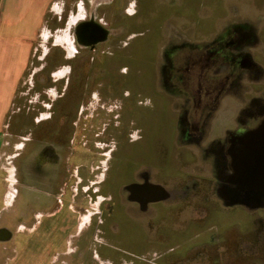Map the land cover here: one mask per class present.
I'll return each instance as SVG.
<instances>
[{
	"label": "rangeland",
	"instance_id": "rangeland-1",
	"mask_svg": "<svg viewBox=\"0 0 264 264\" xmlns=\"http://www.w3.org/2000/svg\"><path fill=\"white\" fill-rule=\"evenodd\" d=\"M50 1L6 128L3 162L15 177L6 197L0 189V264H175L157 255L189 241L205 244L192 253L204 261L176 264H264V204L244 208L264 200L263 189L251 192L262 182L223 180L230 174L218 142L245 105L259 107L264 87L245 79L244 97L224 98L206 128L190 105L202 106L198 77L179 70L233 20L255 27L264 64V0ZM81 1L79 18L89 19L72 23ZM44 148L55 151L49 179ZM141 170L162 188L158 198L176 191L174 210L132 211L125 188Z\"/></svg>",
	"mask_w": 264,
	"mask_h": 264
},
{
	"label": "flooded vegetation",
	"instance_id": "flooded-vegetation-1",
	"mask_svg": "<svg viewBox=\"0 0 264 264\" xmlns=\"http://www.w3.org/2000/svg\"><path fill=\"white\" fill-rule=\"evenodd\" d=\"M117 2H121L123 5L125 4V0H117ZM150 2L151 0H142V2L140 1L138 4L151 6L152 4H150ZM129 5L131 6L128 2L125 7H128ZM136 5L137 4L135 3L134 6ZM77 6L80 10V5ZM130 9L125 11L126 14L135 15L138 12L136 10L134 12L130 11ZM89 16L90 15H88V17L82 15L79 20L76 21L79 22L85 18V20H87L89 19ZM235 25H237L236 20H233L232 24L225 27L216 38L210 42L205 41L200 47V52L186 54L184 63L182 64L179 62V66H181L179 70H183L187 77H198L197 80H199V82H197V80L195 82L199 84L200 89H196L195 91L199 93V99L202 97L204 99H201L202 106L200 108L197 107V103H193V101L190 102V105L196 111L200 112L197 113V117L199 120L203 121L201 122V125L203 127L206 125V128L209 127L207 125L208 121L214 117L215 110L219 107L224 98L232 97L233 95L239 99L244 97L242 96L243 94L241 91L244 85H242L241 82L245 79L249 80L247 88L249 85L257 87V84L264 87V64L260 63L261 59L258 60L254 53L255 48H257V46L258 48L260 47L262 39L258 38L259 35L255 31V27L253 28L250 25L247 27L249 29L246 27L237 29ZM91 29L92 28L90 27L87 31L91 32ZM81 35H86L85 37L88 38V33H82ZM84 40L79 37V42ZM198 68L199 71H196ZM220 69L221 73L217 74ZM211 72H213V75H209ZM180 80L181 83H183L182 79ZM181 83H179L181 87L186 86L187 88L188 86L189 89V85ZM238 84H241L242 86ZM194 97L196 98L195 95ZM257 100L261 102L259 107H257V102L253 103L254 105L251 106L245 105L244 108H247L250 111H241V114L239 113L236 115V124L232 128H228L224 131L229 134L227 140L218 141L222 146L220 148L222 155L221 158H223L226 163L225 165L227 166L226 168L229 170V173L227 174H230L227 177H223V180L233 178L236 180H243L247 183L251 180L260 179L261 182H264V95L259 96ZM251 102H254V100ZM254 110H256L257 113H254ZM238 112H240V110ZM201 132L203 135L199 136V133ZM203 136L204 133L200 129H196V131L190 134V137H192L193 140H196L197 143H199L198 138H203ZM50 151L49 148H44L41 151V174L44 178L49 177L48 163L52 158V154H55V151L52 150V154H50ZM208 158H210V156ZM132 183L135 184L133 187L125 188L127 195L125 200L126 202H131L132 211H134L135 206L143 213H157L161 207L167 208L172 204V207L175 206L176 200L178 199L176 191L168 190V196L166 198H158L162 196V192L160 191L161 187H156L155 184L157 183L151 181V174L149 171L141 170L138 173L137 179L129 182V184ZM148 185H151L154 188L149 190L146 188ZM189 188L190 187H187V189ZM233 189L235 193L232 195L234 199L237 200L241 197L242 191L237 189L236 186H234ZM254 189L255 190L251 191L252 193H257L256 189H263V192H259L264 193L263 186H261V188L254 187ZM249 201L250 202L244 206V208H248V210H254L264 204V200L260 201L255 198H253L252 201ZM174 209L175 208L173 207V210ZM127 215L128 217H126V215L122 217L121 215V218L125 220L124 224L126 223L131 226V216L129 214ZM237 223L240 224V221L236 222V224ZM129 228L130 227H128V230ZM129 234L133 235V230L132 232L129 231L127 235ZM200 245L202 246L205 244H202V242L192 243L189 241L185 244H180L178 248L171 247L167 254H158L157 256L159 258L162 257V259H164L162 261L169 260L175 264L177 262L182 263L188 260L201 262L204 261V259H202L205 258L204 256L201 255V257H196L192 254L194 251L193 248ZM182 251H185L186 253H181Z\"/></svg>",
	"mask_w": 264,
	"mask_h": 264
},
{
	"label": "crops",
	"instance_id": "crops-1",
	"mask_svg": "<svg viewBox=\"0 0 264 264\" xmlns=\"http://www.w3.org/2000/svg\"><path fill=\"white\" fill-rule=\"evenodd\" d=\"M50 2V0H0V189H3V197L10 191L6 180L15 177L9 162L5 164L3 162V159L11 157L4 152L6 151L4 146L8 142L6 128L14 113L21 86L32 66L34 41L36 42L38 31L46 19V7ZM81 3L83 2L77 5L81 7ZM70 18L72 23L79 18L78 6ZM33 19L37 22L34 28ZM66 36L69 47L62 46L72 49L73 37L70 34Z\"/></svg>",
	"mask_w": 264,
	"mask_h": 264
},
{
	"label": "water",
	"instance_id": "water-1",
	"mask_svg": "<svg viewBox=\"0 0 264 264\" xmlns=\"http://www.w3.org/2000/svg\"><path fill=\"white\" fill-rule=\"evenodd\" d=\"M257 184V183H256ZM259 184V183H258ZM257 184V186H259V187H261V186H263L264 187V182H262L260 185H258ZM252 185V184H251ZM157 187H160V186H158V185H156ZM253 186H254V184H253ZM129 187H133V185H131V186H129Z\"/></svg>",
	"mask_w": 264,
	"mask_h": 264
}]
</instances>
